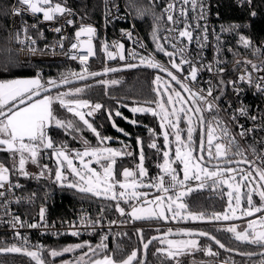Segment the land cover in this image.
<instances>
[{
	"label": "snow or ice",
	"instance_id": "snow-or-ice-1",
	"mask_svg": "<svg viewBox=\"0 0 264 264\" xmlns=\"http://www.w3.org/2000/svg\"><path fill=\"white\" fill-rule=\"evenodd\" d=\"M240 3L251 4L252 0H240ZM19 7L14 6L12 14L20 16L22 12H30L32 15L42 14L44 21H54L58 17H74L76 14L67 7L66 0L64 2H54V0H17ZM109 0H105V19L111 14V8L108 7ZM151 7H138L136 0H127L126 7L135 9L136 15L143 17L151 15L154 26L152 31L153 42L157 45L156 52H162L169 58L168 64H162L157 61L152 53L147 56L141 55L135 51L128 55L137 60L138 63H126L123 68L132 69L140 66L155 69L157 75L153 83L156 87L157 99L152 101H132V105L123 103L118 100L116 107H107L100 102H93L84 98L86 91L92 85L86 83L89 78L104 77L109 73H115L123 70L117 67L105 66L102 71H90L88 61L90 57L96 55V49L93 45V38L96 36V28L90 24L81 23L74 33V40L70 42L69 51L66 53L72 60H78L81 70L68 71L61 73L57 78H49L43 80L38 72L33 78H13L0 80V152H7L12 160L11 166H6L0 162V209L3 216L8 219H0V223L7 224L13 229V238L18 243L7 244L0 242V256L11 254H19L27 256L34 264H55L57 257L63 256L65 253H76L72 260L62 261L61 264H146V255L150 245L156 242L159 246L156 248L157 255L161 264H183L182 257L194 255L197 252H203L205 256L218 258L219 251H214L212 244L223 249L225 252L236 253L247 260V264H264V151H259L255 147V143L249 145V150L254 157L249 160L246 150L241 147L237 140V135L244 138L256 131L259 127L264 129V117H260V124L253 128H245L243 124H238L240 131L233 133L229 127V122L223 120L219 113L222 111L218 101L220 95L213 96V92L220 88L231 84L234 92L239 95L241 91L239 84L246 83L250 87L264 93V75H257L255 82L253 73L264 72V62L260 64L253 63L250 60L237 61L238 66L244 67V72L238 76L236 80L225 81L223 76L226 71L222 65L225 61L220 59V53L223 47L221 35H216L215 57L214 63H203V49L208 41V27L206 23V7L203 0H169L163 6L162 11L158 14L155 8L159 6V0H149ZM189 5L191 11L197 12L195 19L197 20L196 29H199L201 35L194 37L191 24L188 23ZM112 7L119 8L114 3ZM251 15L256 16V12L252 11ZM119 18V17H117ZM183 18L184 28L181 30L177 27ZM200 20H204L205 24L201 25ZM171 27H165L163 30L178 35L161 36V23ZM68 26H76V20L69 18L66 20ZM35 29L37 26H31ZM241 25L229 24L221 26L220 33L234 32L237 33V44L246 49L251 50L253 54H264V46L254 45L250 37L239 33ZM53 31L61 34L57 41L58 47L64 48V41L67 39L62 32L60 26L54 27ZM123 31V30H122ZM42 36L43 33H40ZM131 39V33H126ZM191 43L194 39L200 49L195 56H190L187 45L178 47L183 40ZM15 43L20 45V50L27 49L33 55L37 49L36 39L29 34L28 26L25 24L23 29H17L15 32ZM139 43V41H136ZM171 47L169 51L164 45ZM47 47V46H46ZM118 49L119 59L124 61V45L122 43L113 42L110 46L107 41L102 42L101 50L105 53L108 60H114L117 53L110 51L109 48ZM143 47V45H141ZM232 51V49H228ZM177 59L179 62H177ZM184 65L188 66L185 74ZM248 65H251L252 71H248ZM17 66V60L11 48H0V74L9 73L12 67ZM207 70L216 74L219 79L217 84L213 86L211 80L207 82V88H197L195 85L199 83L198 73ZM160 73L165 74L169 79L167 83L163 82ZM76 81H85L81 86H75ZM97 83L105 86V94L107 87L120 83L112 79H99ZM163 84V88H161ZM178 85L179 88L173 86ZM187 95H184V94ZM223 94L221 89V95ZM155 107H152V105ZM179 104V107L176 105ZM63 109L69 114L66 118H61L56 111L55 106ZM230 107V105H229ZM120 108H128L134 115L151 114L160 120V129L163 135V148L157 144L159 134L154 129L148 128L151 142L149 148L155 149L157 154L162 153L163 163L157 166L160 172L149 178L147 181V169L144 167L145 155L143 150V141L137 137V144L141 145L139 163L136 170L124 168L122 173L123 180L118 178L115 171L116 158L122 155H132L131 152H123L122 150L113 149L111 147H101L105 141L111 137L102 136L101 132L94 126L93 118L97 112L104 110L107 118L112 122V126L124 135H130L124 129L116 125L114 117H121L128 123L137 125L140 122L136 119L129 120L123 116ZM241 116H246L253 122L257 121V116L249 115V111L243 105L235 110ZM235 112L230 117L231 121H236ZM205 113L209 115L206 117ZM185 127H181V123ZM147 127V126H145ZM57 128L63 130L66 136H71L73 140H79L82 144L81 148L71 149L67 142L57 144L48 134V130ZM84 129L90 131L97 138V145L93 146L82 135ZM198 132L199 145L194 140V133ZM170 136L174 140H170ZM175 144L174 155L172 144ZM51 150V156L56 158L58 167L54 173V182L61 188L73 189L78 193L91 195L97 198L114 201V210L120 216H126L127 220L119 221V224L126 222H135L152 219L167 220L168 213L171 218L180 217L184 220L192 221H233L245 220L244 226L230 224L223 228V231L232 234L235 241L252 246L254 251H240L238 248H231L221 242L215 235L208 231L199 229H178L173 232L169 228L160 236H151L148 239L144 237L143 228L136 229V233L140 244L142 245L143 256L141 259L138 253L141 249H133L124 259H116L115 251L109 248L107 241L111 234V226L116 225V220L108 222L109 231L99 234V242L92 244L89 241L69 244L62 248H46L42 244H31L26 236H22L19 229L43 228L45 232L54 229L55 225H49L45 219L46 208L41 207L39 211V220L34 223H27L15 213H12L9 205L13 200L8 199L9 193L21 187L19 183H12L11 175L18 173L25 177L34 174L26 170V163L31 162L41 168L39 176L42 177L47 171L51 173L48 165L41 166V154ZM87 158V159H85ZM74 159H78L80 167L74 165ZM93 161L102 171H97L91 164ZM257 161L259 163H257ZM66 162L67 169L70 174L77 179L69 180L64 174L63 166ZM177 164V167H173ZM182 165V169H179ZM247 165L248 167H242ZM183 175L181 177L180 172ZM198 182L193 185L191 182ZM7 189L5 190V186ZM227 186V208L224 212H215L207 215L205 212H193L189 205L184 202L183 198L197 189H203L206 186L213 190ZM155 188L158 193L165 195H155L149 200V192L142 189ZM246 189V191H242ZM35 194L33 193L32 196ZM254 195L259 196V204L254 202ZM32 197H29L31 199ZM15 203H20L22 197H14ZM123 204L128 205L130 211H126ZM149 205H152L149 207ZM105 207H101L100 215L93 219L88 215L80 217V226L84 228H92L95 233L99 226L103 228L102 220ZM237 210L240 215H237ZM260 215L257 216L256 214ZM252 217V219H245ZM70 232L56 231V236L70 234L78 237L81 232L77 228L75 222H70ZM239 229V230H238ZM159 231V230H158ZM117 235H127V233H117ZM178 237V238H177ZM201 238H205L209 243H201ZM119 249V245H117ZM47 253L51 259H45L44 253ZM0 264H4L0 261ZM192 264H197L195 260ZM199 264H216L215 260L201 261ZM223 264H237L231 257L223 261Z\"/></svg>",
	"mask_w": 264,
	"mask_h": 264
},
{
	"label": "trees",
	"instance_id": "trees-1",
	"mask_svg": "<svg viewBox=\"0 0 264 264\" xmlns=\"http://www.w3.org/2000/svg\"><path fill=\"white\" fill-rule=\"evenodd\" d=\"M13 0H0V48H11L13 53L15 54L17 60V66L12 67L9 73L0 74V80L3 79H13L18 76L23 75H34L38 72L41 74L43 80H47L49 78H57L63 72L64 64L62 63H33V64H22L19 60L18 53L11 47L9 41V18H10V10L12 6ZM69 3L79 9L81 12L90 15L91 17L100 18L103 12V0H68ZM221 7L222 11V19L226 25L229 24H239L241 28L238 31H241L247 37H250L252 41H257L259 39H264V0H252V3L249 5L247 3L239 4L238 0H216ZM136 4L138 7H150L148 0H136ZM135 10V9H134ZM255 11L256 16H252L251 12ZM139 17V16H138ZM152 17L151 15H145L143 17H139V27L142 29L144 33L148 32V28L151 25ZM74 69H81L79 64H74ZM91 68L101 67V63L91 64ZM41 70V71H40ZM157 72H154L149 69H134L119 73L110 74L104 77H99L94 80L86 81V83L92 85L86 93L84 94L85 99H89L93 102H100L107 107H116L117 101H123V103L132 105V101H152L157 99L156 92L153 90L156 85L153 83ZM161 75V74H160ZM163 82H168V78L164 75ZM99 79H107L112 80L115 79L120 83L116 85H111L107 87V93L105 94V86L97 83ZM83 83H77L75 86H81ZM177 87L176 85H173ZM161 88L162 84H161ZM178 88V87H177ZM155 107V105H152ZM57 114L61 118H66L69 116L63 109L59 108L58 105L55 106ZM120 111L123 113V116L128 117L129 120L136 119L140 123L137 125H133L128 123L121 117H114L116 125L124 129L125 132L130 135H124L122 132L117 131L116 128L112 126V122L108 120L107 114L104 110L97 112L93 118L90 120H94V126L101 132L102 136L111 137L110 141L107 142L109 145H119L125 143H132L135 147V151L133 152L130 147L126 146H117L123 152H131L132 155H123L121 157L116 158L115 171L118 174V177H122L119 175L122 173L124 168H134L135 162L138 160V144L137 137H140L143 141L144 146V155H145V167L147 169V174H153L158 167L157 162H162V153L157 154L155 149L149 148L148 144L151 142V138L149 136L148 128H152L155 130L157 134H159V138L157 139V144L163 148L164 140L162 135V130L160 129V120L158 118L153 117L151 114H133L128 110V108H120ZM183 122L181 123V127L183 126ZM147 126V127H145ZM48 134L54 139V141L59 144L61 142H67L69 148H80L82 144L79 140H73L71 136H66L61 129L51 128L48 130ZM83 137L87 139L91 145L96 146L98 141L97 138L87 129H84L82 133ZM170 138L173 140L174 137ZM194 140L197 141V147L199 145L198 132L194 133ZM106 143V141H105ZM0 161L5 163L6 166H11L12 160L10 155L7 152H0ZM29 163H31L29 161ZM34 165L36 170L29 171L34 175L25 177L23 175H19L18 173H13L11 178L14 180H19L24 183V190L30 192H36V204L31 205L30 210H38L41 206L45 207L49 212V215L52 219L58 218H70L73 215V212L78 209L82 205H89L93 208L94 214L96 216L100 215L101 207H105V212L103 216H115L119 213L114 210V207H108L110 205H114V201L105 200L103 198L93 197L87 194H81L76 192L73 189L61 188L57 183L54 182V173L57 168V163L53 156H51V150H46V152L41 154L40 164L48 165V168L51 169V173L49 174L47 171L45 175L39 178V173L41 171L40 167ZM180 166V165H179ZM72 178L71 174L68 178ZM218 189V188H217ZM216 189V190H217ZM154 190L150 189V192ZM213 190L211 187L206 186L203 189H197L188 194L183 198L184 202L189 205V208L193 212H205L207 215H211L215 212H224L227 205V196L224 193V188H220V194L218 196H214ZM255 203L259 204L256 195H254ZM121 206L125 207L127 211H129V207L126 204L121 202ZM27 208V207H25ZM29 212V211H28ZM168 219H152V220H143V221H135L130 223H158V222H174V221H182L178 217L177 219H172L170 214L168 213ZM124 220H127L125 216ZM190 220V219H188ZM143 228L144 237L148 239L151 235L163 231L167 229L166 227H153V226H134L129 228H118L112 229L111 234L109 235V240L107 241L109 248L116 250L115 258L120 260L126 258L128 254L133 249H141V252L138 253L140 258L142 257V245L139 242L136 229ZM200 228L205 229L215 236H217L223 243L231 248H238L240 251H254L255 249L246 244H241L235 241L232 237L231 233L223 231V227L217 226H200ZM159 230V231H158ZM103 232H108L109 230L98 229L95 230V233H89L85 235H80L78 237L71 236L70 234L61 235L58 238H47L45 240L46 248H62L63 246L69 245L71 243L89 241L93 245L99 242V234ZM117 233H127V235H117ZM201 243H209L206 239H202ZM117 245H119V249H117ZM159 245L154 242L153 245L149 248L148 258L146 264H161L160 258L155 255L156 248ZM214 251H219L220 256L218 258H212L205 256L203 252H197L194 255L184 256L185 258L182 260L183 264H189L190 260H215L216 264H219V259L235 260L240 263H247L246 258L225 252L219 249L214 243L212 244ZM78 251V250H77ZM45 259H51L48 254L44 253ZM68 256V253H65L61 257H57L55 260V264H61V262ZM0 261H3L4 264H34L29 258L20 256V255H7L0 256ZM167 264H172L171 261L167 262Z\"/></svg>",
	"mask_w": 264,
	"mask_h": 264
},
{
	"label": "built area",
	"instance_id": "built-area-1",
	"mask_svg": "<svg viewBox=\"0 0 264 264\" xmlns=\"http://www.w3.org/2000/svg\"><path fill=\"white\" fill-rule=\"evenodd\" d=\"M57 2V0H54ZM59 2H64V0H59ZM149 2V0H148ZM169 0H159V6L155 8L156 13H160L164 5H166ZM118 6L119 11L117 12L116 7H112V4ZM203 3L206 7V23L208 27V41L206 47L203 49V63L207 65L208 63H214L215 53V45H216V35H221V40L223 41V47L220 53V59L225 61L222 65L225 67L226 71L224 73V80L227 82L229 80H236L239 75L244 72L243 66H238L237 61H244L250 60L253 63L260 64L264 62V54H253L251 50H246L240 47L237 44V33L234 32H224L220 33L221 26H227L222 19V11L221 7L216 0H203ZM239 4L240 0H238ZM67 7L71 8L73 12L76 14L74 17H58L54 21H44L42 14L32 15L30 12H22L20 16H15L12 14V9L14 6L19 7L17 4V0L12 1V6L10 10V18H9V41L11 47L18 53L19 60L22 64H33V63H62L64 64L63 72L68 71H76L79 72L81 69H74V64H79L78 60H72L68 53L70 42L74 40V33L77 27L81 23V17H83V23L90 24L94 26L97 30L96 36L93 38V45L96 49V55L89 58L88 65L89 70H98L97 68H91V64L94 63H101V67L99 69H103L105 66L114 67L119 65H125L126 63H138L137 60H133L128 54L130 52H137L141 55L147 56L149 53H152L155 59L162 64L167 65L169 58L165 56L162 52H156L157 45L153 42L152 38V31L154 22L152 19L151 25L148 28V32L144 33L142 29L139 27V17L136 15L134 9H128L126 7L127 0H109L108 7L111 8V14L108 16L107 21L105 19V0H103V12L100 18L91 17L88 14L81 12L76 7L72 6L68 0H66ZM151 7V5L149 4ZM185 7L189 8L188 11V23L191 24L193 29H196L197 20L195 17L198 14L199 9L197 12L191 11L189 5ZM119 17V18H117ZM72 18L76 20V26H68L66 24V20ZM199 23L201 25L205 24L204 20H200ZM25 24L28 26L29 34L36 39V49L37 52L35 55L30 53L27 49L20 50V45L15 43V32L17 29H23ZM35 24L37 27L33 29L31 26ZM60 26L63 29L62 34L67 37L64 41V48L61 49L60 47L56 46L57 41L60 38L61 34H58L53 31L54 27ZM165 27H171V25H166V23H161V36L165 35H173L176 36L178 33H171L164 31ZM179 29L184 28L183 18H181V23L177 25ZM123 30V31H122ZM131 33V39L126 35V33ZM40 33H43L41 36ZM240 34H243L239 31ZM194 37H198L201 35L199 29H196L193 32ZM245 35V34H243ZM246 36V35H245ZM107 41V43L111 46L113 42L122 43L124 45V55L126 59L121 61L119 59V52L118 49L110 47L109 50L116 52L117 57L114 60H108L105 53L101 50L102 42ZM139 41V43H136ZM254 45L264 46V39H259L257 41H253ZM143 45V47H141ZM187 45L189 55L195 56V54L200 51L195 39L189 43L186 38L183 40L182 43L178 44V47H183ZM47 46V47H46ZM169 51H172L171 47L167 44L164 45ZM232 49L229 51L228 49ZM177 62L179 60L177 59ZM80 65V64H79ZM81 66V65H80ZM185 69V74L187 72L188 66H183ZM248 71L251 72V65H248ZM41 71V70H40ZM257 75H264V72L261 73H253V80L255 82V77ZM219 77L214 74L210 73L207 70H202L198 73V81L199 83L195 85L197 88H207V82L209 80L212 81L213 86L217 84ZM239 87L241 91L239 95H237L231 84H226V86H220V88L216 89L213 92V96L220 95V100L218 104L222 111L219 113L220 117L229 122V127L232 129L233 133H238L240 131L238 124H243L245 128H253L260 124V117H264V93L258 92L255 87H250L246 83H240ZM221 89L223 94L221 95ZM230 105V107H229ZM244 106L248 109L249 115L257 116V121L253 122L246 116H241L235 110L241 106ZM235 112L237 117L236 121H231L230 117ZM209 114L205 113L207 117ZM237 140L239 141L242 148L246 150V154L248 155L249 160H252L254 157L252 156L249 145L255 143V147L259 151H264V129L259 127L256 128V131L251 133L250 135L241 138L237 135ZM115 146H126L130 147L132 151H135V147L132 143H125L119 144ZM163 162H157L161 164ZM257 163H259L257 161ZM156 165V166H157ZM158 167V166H157ZM173 167H177V164H173ZM242 167L247 168L248 166L242 165ZM179 169L181 167L179 166ZM135 171V166H134ZM160 172L158 169L153 174H147L146 179L151 177H155ZM182 177L183 173L180 172ZM12 183H19L21 187L16 188L13 190V193H9L7 198L13 200V203L9 205V208L12 213H15L21 217L22 220L26 221L27 223H34L39 220V211L38 210H30L31 205L36 204L37 193L30 192L24 190V183L19 180H14L11 178ZM193 185L197 184L198 182L192 181ZM7 189V185L5 186V190ZM220 188L213 192L214 196H218L220 193ZM35 194L32 196V194ZM155 195H165L163 193H158L156 189L149 193V200H151ZM14 197H22L20 203H15ZM29 197H32L29 199ZM257 200L259 202V196L256 195ZM27 207V208H25ZM29 211V212H28ZM127 211V210H126ZM82 215H88L89 217L95 219L98 216L94 214V210L89 205H82L78 209L73 212V215L70 218H58L52 219L49 215V212L46 210L45 219L49 225L54 224L55 228L50 229L48 232H45L43 228H28L24 227L19 229L22 236H26L31 244H42L45 245V240L47 238H58L59 236L54 235L53 233L56 231L59 232H70L72 229L69 227L70 222H75L77 228L81 232V235L89 234L93 232L92 228H84L80 226V217ZM257 216L260 214L257 213ZM102 225L103 230H109L108 222L110 220H116L118 223L116 225L111 226L112 229L118 228H129L134 226H153V227H166L168 228H177L182 226L187 227H199L200 226H217L223 227L230 224H244L245 220H233V221H192V220H182V221H174V222H158V223H130L126 222L124 224H119V221L124 220L125 216H120V214L115 216H103ZM0 219H8L7 217L3 216L2 209H0ZM245 219H252V217H248ZM101 229L99 226L96 230ZM61 236V235H60ZM0 242H6L7 244L11 243H18L17 240L13 238V229L9 227L7 224L0 223ZM219 264H223L225 259H219ZM237 264H247V263H240Z\"/></svg>",
	"mask_w": 264,
	"mask_h": 264
},
{
	"label": "rangeland",
	"instance_id": "rangeland-1",
	"mask_svg": "<svg viewBox=\"0 0 264 264\" xmlns=\"http://www.w3.org/2000/svg\"><path fill=\"white\" fill-rule=\"evenodd\" d=\"M36 76V74H34V75H23V76H18V77H16V78H21V79H24V78H33V77H35ZM163 81H165V80H163ZM164 83H166V82H164ZM162 87H163V84H162ZM180 105L179 104H177L176 105V107H179ZM153 107V106H152ZM90 119V118H89ZM182 127H185V125H183ZM170 140H172L171 138H170ZM174 140V139H173ZM110 140H108V141H106V143L104 144V145H100L101 147H104V146H107V147H111V148H113V149H117V150H121L119 147H117V146H115V145H109V143L107 144V142H109ZM171 147H172V149H173V155H174V148H175V144L173 143L172 145H171ZM81 148V147H80ZM140 148H141V145H138V153H137V157H138V160L135 162V170H136V166H137V164L139 163V156H140ZM74 149H77V148H74ZM143 150H144V146H143ZM123 156V155H122ZM54 157V156H53ZM119 157H121V156H119ZM54 159H55V161H56V158L54 157ZM85 159H87V158H85ZM1 162V161H0ZM162 162H163V160H162ZM57 163V162H56ZM74 165L75 166H77V167H80V162H79V160L78 159H74ZM91 166L93 167V168H96L97 169V171H102L100 168H99V166L93 161V163L91 164ZM26 170L28 171H34V170H36V168L34 167V165H32L31 163H29V162H27L26 163ZM57 167H58V165H57ZM144 167H145V161H144ZM180 167H181V169H182V165H180ZM146 168V167H145ZM63 170H64V174L66 175V176H69L70 175V169H67V165H66V162H65V164H64V166H63ZM72 176V175H71ZM119 179H121V180H123V177H118ZM75 179H77L76 177H74V176H72V178H70L69 177V180H75ZM144 180L145 181H147L148 179H146V177H144ZM223 188H224V193L226 194V196H227V191H228V189H227V186L225 185V186H223ZM142 191H148L149 193H150V190H148V189H142ZM242 191H246V189H242ZM253 199H254V197H253ZM227 202H228V197H227ZM255 202V201H254ZM152 205H149V207H151ZM226 208H227V205H226ZM225 208V209H226ZM130 211V210H129ZM170 214V216H171V213H169ZM237 215L239 216L240 215V211L239 210H237ZM178 218V217H177ZM176 218V219H177ZM237 225H240V227L242 228L243 226H244V224H237ZM229 226V225H228ZM227 227V226H226ZM239 230V229H238ZM76 243H80V242H76ZM71 244H75V242L74 243H71ZM79 251L80 250H78L76 253H68V256L63 260V261H66V260H72L73 259V257L75 256V255H79ZM182 260L183 259H185V258H181ZM192 261L193 260H190V263L189 264H192ZM196 262H197V264H199V262H201V261H210L209 259L208 260H206V259H204V258H202V259H199V260H195Z\"/></svg>",
	"mask_w": 264,
	"mask_h": 264
},
{
	"label": "water",
	"instance_id": "water-1",
	"mask_svg": "<svg viewBox=\"0 0 264 264\" xmlns=\"http://www.w3.org/2000/svg\"><path fill=\"white\" fill-rule=\"evenodd\" d=\"M114 67H117V68H122L123 70H121V71H118V72H115V73H119V72H124V71H129V70H134V69H149V70H152V71H154V72H157L155 69H152V68H148V67H144V66H140V67H136V68H132V69H127V68H123V65H119V66H114ZM93 71H96V72H100V71H102V69H98V70H93ZM110 74H114V73H109L108 75H110ZM161 75H164L165 77H167L165 74H163V73H160ZM96 78H99V77H96ZM96 78H89V80L88 81H90V80H94V79H96ZM168 78V77H167ZM169 79V78H168ZM82 82H85V81H76L75 82V84H77V83H82ZM178 88H179V86L178 85H176ZM184 95H187L186 93L184 94ZM247 166V165H246ZM128 169H130V170H133L134 171V168H128ZM169 229V228H168ZM168 229H165V230H163V231H160V232H157V233H155V234H153V235H151V236H160V235H162L163 233H165ZM171 229H173V232H175L176 230H178V229H199V230H204V231H207V230H205V229H202V228H199V227H187V226H182V227H177V228H171ZM209 232V231H208ZM211 233V232H210ZM213 234V233H212ZM214 235V234H213ZM150 236V237H151ZM149 237V238H150ZM217 237V236H216ZM178 238V237H177ZM218 238V237H217ZM202 239H205V238H201V240ZM219 239V238H218ZM222 242V241H221ZM223 243V242H222ZM225 244V243H224ZM226 245V244H225ZM217 246V245H216ZM227 246V245H226ZM151 247V245L149 246V248ZM218 247V246H217ZM229 247V246H228ZM221 250H223V249H221ZM224 251V250H223ZM148 253H149V249H148V251H147V255H146V261H147V258H148ZM233 254H236V253H234L233 252ZM11 255H19V254H11ZM237 255V254H236ZM20 256H24V255H20ZM240 256V255H239ZM24 257H27V256H24ZM28 258V257H27ZM141 259H145V257L143 256V252H142V257H141Z\"/></svg>",
	"mask_w": 264,
	"mask_h": 264
}]
</instances>
